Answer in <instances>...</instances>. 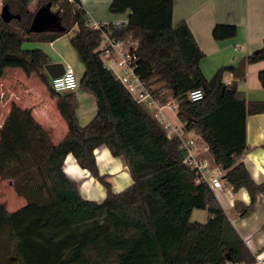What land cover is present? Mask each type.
Returning a JSON list of instances; mask_svg holds the SVG:
<instances>
[{"label":"trees","instance_id":"trees-1","mask_svg":"<svg viewBox=\"0 0 264 264\" xmlns=\"http://www.w3.org/2000/svg\"><path fill=\"white\" fill-rule=\"evenodd\" d=\"M33 1L4 0L21 19L6 23L0 15V83L7 68L46 82L48 55L25 50L24 44L50 43L74 30L71 44L85 68L78 90L94 95L97 114L82 126L76 92H56L49 85L68 124L56 145L30 109L12 105L0 130V178L14 181L26 206L9 212L0 202V242L13 243L24 264H258L212 187L198 183L197 171L185 163L188 151L181 139L169 137L132 98L105 65L99 47L105 32L136 41V72L145 87L154 96L172 91L184 131L202 137L228 183L246 188L254 202L264 193V183L253 180L241 159L247 150V117L264 113V102L239 100L238 83L225 84L224 75L244 79L248 64L264 60V45L237 67H221L207 79L201 69L205 55L189 26L173 24L174 0H113L111 12L131 10L129 20L100 29L89 26L80 0H39L32 11ZM47 3L64 30L32 32L35 13ZM213 35L233 38L237 27L218 25ZM259 80L264 88V70ZM195 89L205 96L192 102L188 94ZM100 146L128 166L133 183L119 193L100 174L95 156ZM69 154L106 188L104 201L81 196L63 169ZM194 210H207V222L192 221Z\"/></svg>","mask_w":264,"mask_h":264},{"label":"crops","instance_id":"crops-1","mask_svg":"<svg viewBox=\"0 0 264 264\" xmlns=\"http://www.w3.org/2000/svg\"><path fill=\"white\" fill-rule=\"evenodd\" d=\"M80 1L88 13V24L92 28L96 25L126 24L132 13L131 10L124 13L111 12L110 6L113 0ZM3 5L4 0H0V8ZM181 22L189 26L205 55L201 61V69L207 79H212L221 67H237L246 57L259 51L264 45V0H174L173 24L176 26ZM218 25L236 26L237 35L233 38L216 40L213 32ZM61 38L63 37L45 45L48 44L56 51V44L62 40ZM30 43L41 44V42ZM133 44L136 45L135 42ZM39 49L49 57L45 66V79L51 74L54 76L62 74L65 66L71 65L70 62L63 63L59 52L57 54L59 57H53L45 49L41 47ZM102 59L105 63V59ZM8 69L5 70L0 83V130L15 103L22 109H30L35 121L47 131L53 143L59 144L68 133V124L58 109V99L52 97L46 82L39 77L33 75L25 79L22 73L14 69L7 74ZM263 70L264 60L248 64L244 79H236L233 73L226 72L224 82L227 85L235 81L238 83L239 100L245 103L264 102V88L259 80V73ZM78 91H76L77 114L80 124L85 126L80 114L83 92ZM82 98L90 103L91 110L88 116L91 121L96 115L92 112L94 108L92 101L86 97ZM156 98L164 107V118L161 123L169 122L175 128L183 127L177 116L178 104L172 91L164 90ZM183 137L186 141L193 142L194 157L209 165L208 177L216 176L221 180L222 187L212 189L234 227L256 257L263 256L264 193L257 194L256 200L252 202L246 188L235 189L228 183L226 172L215 164L208 145L196 131L183 130ZM95 156L100 174L107 176L114 192L119 193L133 183L123 157L113 156L107 146L98 147ZM241 161L256 183H264V113L247 117V150ZM63 169L84 199L104 201L107 196L106 188L88 170L81 168L73 154L66 157ZM0 188L6 190L3 195L0 194V202L9 212H15L26 206V200L15 192L13 180L0 178ZM201 211L207 212L206 220L197 222L205 223L209 219V214L207 210Z\"/></svg>","mask_w":264,"mask_h":264},{"label":"built area","instance_id":"built-area-1","mask_svg":"<svg viewBox=\"0 0 264 264\" xmlns=\"http://www.w3.org/2000/svg\"><path fill=\"white\" fill-rule=\"evenodd\" d=\"M0 8V12H1ZM101 25H96L93 29H100ZM135 42V46H133ZM137 42L130 39L121 40L114 38L112 32H105L103 41L99 47L101 57L105 59V65L111 69L118 80L126 87L132 98L146 109L154 118L162 122L164 118L163 105L149 91L140 76L137 74L136 61ZM51 87L56 92H76L79 88V80L71 65H66L64 72L51 80ZM205 93L202 89H195L189 92L188 99L192 102L200 101ZM168 132L169 137H178L182 145L187 149L188 155L185 163L193 170H196L199 177L197 182H206L212 188H221L222 183L219 177H208L209 165L206 162L197 160L193 155L192 141H186L183 137L184 126L173 127L169 122L162 124ZM257 263L264 264V255L257 256Z\"/></svg>","mask_w":264,"mask_h":264},{"label":"rangeland","instance_id":"rangeland-1","mask_svg":"<svg viewBox=\"0 0 264 264\" xmlns=\"http://www.w3.org/2000/svg\"><path fill=\"white\" fill-rule=\"evenodd\" d=\"M38 3H39V0L33 1L31 5L32 11L36 10V8L38 7ZM74 35H75L74 30L63 35L62 36L63 38H61L62 40L56 44V51L54 49H51L48 44L45 45V43L38 44V43H30V42H26L24 44V49L32 50V49H39L41 47L45 49L46 52L49 53L53 57H57L58 56L57 54L59 52V54H61L59 56H62L63 63L66 64L67 62H70L78 80H80V78L84 75L85 68H84V64L81 58L79 57L78 53L76 52V50L73 48L71 44V39L74 37ZM13 69L22 73L25 79H27L26 74L19 68H9L7 71V74L10 73V71ZM46 80L47 81L45 84L47 86L51 85V80H52L51 76L48 77ZM82 97H86L88 100L92 101V104L94 107L92 108V112L94 113V115L97 114L96 113L97 112V102H96L94 95L89 94V93H84V92L83 94H81L80 114H81L82 122H84L86 126V124L90 122V118L88 115H89V111L91 110V107H90L89 101L83 100ZM5 192H6L5 189L0 188V194L3 195ZM12 193L13 195H15L14 192ZM206 215H207V212L196 210L195 214L192 216V221L197 222L198 220H202L204 222V220H206L205 219ZM0 264H24L21 258L18 256L14 244L13 243L9 244L8 240H4L0 242Z\"/></svg>","mask_w":264,"mask_h":264},{"label":"water","instance_id":"water-1","mask_svg":"<svg viewBox=\"0 0 264 264\" xmlns=\"http://www.w3.org/2000/svg\"><path fill=\"white\" fill-rule=\"evenodd\" d=\"M0 15L6 23H10L15 19H21V15L13 13L8 4L2 6ZM30 30L37 33L50 30H64L58 13L54 12L51 8V3H47L37 10L31 23ZM51 76L55 77L52 74ZM224 89L225 87L222 88V92H224Z\"/></svg>","mask_w":264,"mask_h":264}]
</instances>
